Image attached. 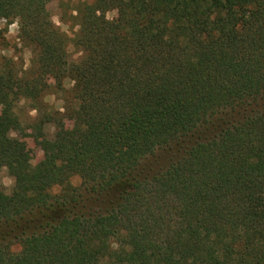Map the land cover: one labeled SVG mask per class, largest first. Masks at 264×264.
Wrapping results in <instances>:
<instances>
[{"label":"trees","instance_id":"16d2710c","mask_svg":"<svg viewBox=\"0 0 264 264\" xmlns=\"http://www.w3.org/2000/svg\"><path fill=\"white\" fill-rule=\"evenodd\" d=\"M50 1L0 0L32 53L0 63V264H264V0H93L73 38Z\"/></svg>","mask_w":264,"mask_h":264},{"label":"rangeland","instance_id":"374dc122","mask_svg":"<svg viewBox=\"0 0 264 264\" xmlns=\"http://www.w3.org/2000/svg\"><path fill=\"white\" fill-rule=\"evenodd\" d=\"M93 0H51L49 2V9L52 14L54 22L64 30L68 36L73 38L79 30L76 16L77 12L74 10L76 7L80 6L82 3H90ZM116 11L108 12L107 16L109 18L115 17ZM19 24L15 21L9 25H6L5 20L0 21V63L4 61L5 58H10L23 66L28 68L31 65L32 53L28 46L21 43L18 38ZM70 58L76 60L80 57L81 53L74 47L73 44L69 47ZM53 83V80H50ZM64 88L62 90H56L52 86L46 93L44 101L48 109L55 113L56 118L53 122L48 123L46 126V132L49 136H52L57 127L63 123L69 125V120L63 116L64 106L66 104V98L70 95V90L73 86L72 80L67 78L64 81ZM17 111L21 118L30 124L33 118L37 114V111L32 109L30 102L22 100L17 106ZM14 136L23 138L26 140L28 145V157L31 164L35 165L41 161L44 157V151L42 150L39 143L35 140L32 129H27L25 132L20 133L19 131H13ZM176 150L168 151H158L151 159V164L154 167L162 168L167 165L172 158H176ZM74 186H81V178L79 176H74L71 179ZM0 183L4 187L7 193H11L14 186V179L8 174L7 170L4 169L0 174ZM60 187H54L51 192L53 195L58 194ZM18 250L19 246L16 244L14 246Z\"/></svg>","mask_w":264,"mask_h":264}]
</instances>
